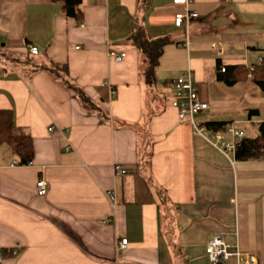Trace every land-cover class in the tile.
I'll return each mask as SVG.
<instances>
[{
    "label": "crops",
    "instance_id": "0c3cea01",
    "mask_svg": "<svg viewBox=\"0 0 264 264\" xmlns=\"http://www.w3.org/2000/svg\"><path fill=\"white\" fill-rule=\"evenodd\" d=\"M80 7L77 25L49 0H0V109L11 111L35 152L19 166L0 147V264H210L205 245L214 234L264 264V160L232 164L178 119L169 90L191 70L208 105L196 121L242 131L223 121L235 99L217 67L264 56V0H189L197 18L187 30L174 26L185 6L172 0ZM137 22L151 39L170 41L152 87L128 43ZM212 43L225 50L220 59ZM115 166L127 173L115 176ZM39 179L48 185L42 198Z\"/></svg>",
    "mask_w": 264,
    "mask_h": 264
},
{
    "label": "trees",
    "instance_id": "16d2710c",
    "mask_svg": "<svg viewBox=\"0 0 264 264\" xmlns=\"http://www.w3.org/2000/svg\"><path fill=\"white\" fill-rule=\"evenodd\" d=\"M41 1V0H28ZM49 2L60 5L62 15L79 25L83 21L81 11L82 0H49ZM128 43L134 46L142 60L140 78L142 82L152 87L157 83L156 71L164 48L170 43L168 39H151L141 22H137L132 33L128 37ZM225 71L221 73L218 66L217 80L227 86L249 80L264 93V61L260 64L226 65ZM251 114L258 115V110H249ZM213 131H224L230 122H208L205 123ZM7 146L13 156L17 158L19 166H27L34 159L33 140L29 134L16 127L10 110L0 109V147ZM235 159L237 161L264 160V122L257 124V135L253 138L243 137L236 144ZM8 252H6L7 254ZM6 255L5 252L2 253Z\"/></svg>",
    "mask_w": 264,
    "mask_h": 264
},
{
    "label": "built area",
    "instance_id": "2783aa9c",
    "mask_svg": "<svg viewBox=\"0 0 264 264\" xmlns=\"http://www.w3.org/2000/svg\"><path fill=\"white\" fill-rule=\"evenodd\" d=\"M175 5H184L185 12L174 16V26H184L188 29L189 23L197 18V15L188 10L189 0H172ZM187 41V38H186ZM188 43H186L187 45ZM31 55H38V49L29 47ZM210 50L216 58L223 57L225 50L220 43H212ZM233 50L230 49V53ZM124 54L115 57L116 62H120ZM264 61V56L257 58V64ZM0 64L7 65V61L0 56ZM225 68L221 66V73H224ZM171 102L170 107L177 113L180 121L187 122L193 131V134L201 137L211 147L227 157L232 164H235V148L236 144L242 140L244 134L242 131L235 129L233 126H227L224 131H213L207 125L196 121V116L208 109V105L202 102L198 96V89L194 82L193 73L191 70L184 72L179 78L174 80L170 86ZM115 92H112L114 96ZM53 128H50L51 131ZM70 146L66 147L69 150ZM115 176H122L127 171L120 166H115ZM36 194L38 197H45L48 191V185L43 179L36 182ZM107 198L114 208L116 203L113 193L107 192ZM110 219L106 218L105 223H109ZM127 246V240L123 239L117 244V250H124ZM205 255L210 264H225L231 258L236 260V264H260L259 258L255 253H243L239 250L238 243L228 244L220 234H214L205 245Z\"/></svg>",
    "mask_w": 264,
    "mask_h": 264
},
{
    "label": "rangeland",
    "instance_id": "374dc122",
    "mask_svg": "<svg viewBox=\"0 0 264 264\" xmlns=\"http://www.w3.org/2000/svg\"><path fill=\"white\" fill-rule=\"evenodd\" d=\"M236 49V53L239 54L241 52L242 48L238 46ZM251 57V55L249 56ZM251 60L247 58V63H250ZM221 83V88L226 90V92L233 97V100L235 99V102H232V105H228L227 109H232L227 111V114H225V118H223V121H230L233 120L236 125V128H240L245 137L247 138H253L257 135V128L254 123L257 120L258 115L251 114V118L254 120L253 122H248L247 117L249 110H258L261 115H264V93H262L252 82L247 81L246 83L239 84L238 87H234L233 90H229V87L225 85L223 82ZM264 118V116H262ZM245 122V123H244ZM241 123V124H238ZM4 148H8L7 146H4ZM230 260H233L230 259Z\"/></svg>",
    "mask_w": 264,
    "mask_h": 264
}]
</instances>
